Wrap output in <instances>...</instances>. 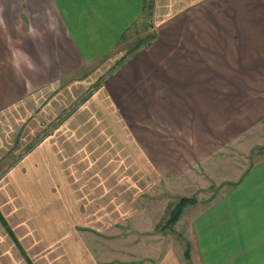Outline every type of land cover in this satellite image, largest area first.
<instances>
[{"label":"crops","instance_id":"1","mask_svg":"<svg viewBox=\"0 0 264 264\" xmlns=\"http://www.w3.org/2000/svg\"><path fill=\"white\" fill-rule=\"evenodd\" d=\"M43 1L50 13L19 14L12 31L0 16V120L112 55L137 28L139 45L130 54L127 46L95 88L97 106L87 116L97 123L70 128L77 146L62 155V175L88 169L101 180L110 174L116 187L118 167L130 165L143 183L189 186L180 195L207 187V204L186 206L198 210L184 218L183 210L173 224L182 238H159L154 262L264 264V0ZM23 128L15 129L19 144ZM16 186L13 209L0 214V264H22L20 222L9 225L18 200L25 202Z\"/></svg>","mask_w":264,"mask_h":264},{"label":"rangeland","instance_id":"2","mask_svg":"<svg viewBox=\"0 0 264 264\" xmlns=\"http://www.w3.org/2000/svg\"><path fill=\"white\" fill-rule=\"evenodd\" d=\"M29 12L50 13V9L43 0H0V16L7 30H13L15 17ZM142 24L145 27L147 22ZM136 29L112 55L44 88L26 100L17 115L5 113V119L0 120V140L5 142L0 145V214L5 206L13 209L14 197L9 190L17 184L14 194L18 195L16 191L21 188L25 204L20 206L18 200L16 217L9 219V225L13 227L14 221L20 222V234L19 226L15 233L23 252L22 264H156L159 238H182L175 233L176 229L179 232L178 224H167L178 200L192 197L203 206L207 204L205 200L212 193L207 187L184 189V195H180L183 185L187 186L184 183L170 181L163 185L157 180L143 183L136 180L139 175L132 174L130 165L118 167L116 187L115 179H109L110 174H106L108 180H101L89 175L88 169L81 173L70 170L66 172L68 177L62 175L65 172L60 164L62 155L70 152L67 155L72 156L73 152L67 148L77 146L76 134L69 132L70 128L85 126L88 121L97 123L95 117L87 116L94 114L97 106L92 100L95 88L103 85L127 46L130 54L132 47L139 45ZM31 113L33 116L28 117ZM19 125L25 129L22 138L26 141L21 144L18 142L21 133L15 131ZM48 146H53L54 151L45 149ZM233 151L229 155L238 156ZM37 152L35 160L34 157L29 160ZM255 153L256 150L252 154ZM78 174L87 178L77 180ZM225 189L228 186L217 187L213 193L221 194ZM52 210L55 215L50 219ZM197 210L196 206L183 208L182 217ZM47 216L51 220L48 226L44 222ZM4 222L5 218L0 216V223Z\"/></svg>","mask_w":264,"mask_h":264},{"label":"trees","instance_id":"3","mask_svg":"<svg viewBox=\"0 0 264 264\" xmlns=\"http://www.w3.org/2000/svg\"><path fill=\"white\" fill-rule=\"evenodd\" d=\"M194 203L195 201L193 198H180L177 202V206L172 211L173 216L169 218V220L167 221V224L169 223L173 225L179 219L182 209L186 207L187 205H192Z\"/></svg>","mask_w":264,"mask_h":264}]
</instances>
